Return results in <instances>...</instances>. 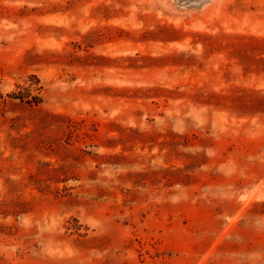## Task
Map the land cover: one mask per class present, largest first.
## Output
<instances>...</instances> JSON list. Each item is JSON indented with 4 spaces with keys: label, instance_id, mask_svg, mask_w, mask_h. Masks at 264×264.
I'll list each match as a JSON object with an SVG mask.
<instances>
[{
    "label": "rangeland",
    "instance_id": "obj_1",
    "mask_svg": "<svg viewBox=\"0 0 264 264\" xmlns=\"http://www.w3.org/2000/svg\"><path fill=\"white\" fill-rule=\"evenodd\" d=\"M0 264H264V0H0Z\"/></svg>",
    "mask_w": 264,
    "mask_h": 264
},
{
    "label": "trees",
    "instance_id": "obj_2",
    "mask_svg": "<svg viewBox=\"0 0 264 264\" xmlns=\"http://www.w3.org/2000/svg\"><path fill=\"white\" fill-rule=\"evenodd\" d=\"M31 87V88H30ZM27 88V92L26 94L20 93V94H10V96L12 97H18L21 101L25 100L26 102L30 103V104H38L41 100H40V96L38 95V93L33 94L31 92V90H39L41 86H30Z\"/></svg>",
    "mask_w": 264,
    "mask_h": 264
}]
</instances>
